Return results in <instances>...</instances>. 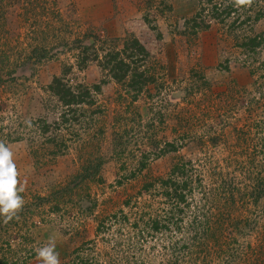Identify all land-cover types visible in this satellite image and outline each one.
<instances>
[{"label":"rangeland","instance_id":"1","mask_svg":"<svg viewBox=\"0 0 264 264\" xmlns=\"http://www.w3.org/2000/svg\"><path fill=\"white\" fill-rule=\"evenodd\" d=\"M248 15L231 29L199 0H0V141L25 201L0 216V264H42L50 239L60 264H264V0Z\"/></svg>","mask_w":264,"mask_h":264},{"label":"trees","instance_id":"2","mask_svg":"<svg viewBox=\"0 0 264 264\" xmlns=\"http://www.w3.org/2000/svg\"><path fill=\"white\" fill-rule=\"evenodd\" d=\"M201 3L205 2L209 4V12L211 15V19L216 21L219 24H223L226 20H229L228 27L231 29H235L245 23H248L251 19L249 17V11L257 5L258 2L263 0H251L250 4L240 5L238 6L235 3V0H199ZM240 11V14L243 15L242 20L240 19V15L230 20L229 16L231 14H237ZM119 54V53H118ZM117 53H106L103 55L102 69H104L107 74L112 77L116 81H121L123 77L127 75L128 65L124 63L123 59L118 56ZM129 80L126 84L127 88L132 89L139 84L140 75L137 73L135 68L129 70ZM58 86H61L59 81L53 80L51 85L49 86V90L54 94L55 97L64 105L68 106L71 104H78L83 102L80 99L82 96L78 95L76 92H80L84 89V87L77 85L75 87V91H70L65 89L62 86V89H59ZM75 92V93H74ZM87 93V92H86ZM254 187H261L262 185L258 182L252 184ZM253 196V193H251ZM254 197V196H253ZM257 199L258 197H254ZM255 202L257 200H254ZM209 230H203V232L207 233Z\"/></svg>","mask_w":264,"mask_h":264},{"label":"clouds","instance_id":"3","mask_svg":"<svg viewBox=\"0 0 264 264\" xmlns=\"http://www.w3.org/2000/svg\"><path fill=\"white\" fill-rule=\"evenodd\" d=\"M240 5L250 4L251 0H235ZM19 172L13 159V152L0 141V216L5 217V221L10 220L24 206V199L19 195L24 191L18 179ZM37 259L42 264H60L59 253L55 250L54 240H49L47 244L36 249Z\"/></svg>","mask_w":264,"mask_h":264}]
</instances>
